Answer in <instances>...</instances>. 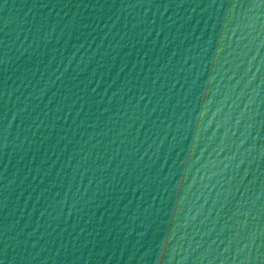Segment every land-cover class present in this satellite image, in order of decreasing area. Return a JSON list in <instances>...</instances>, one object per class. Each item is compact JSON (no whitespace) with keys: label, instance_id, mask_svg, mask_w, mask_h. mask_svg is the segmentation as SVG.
<instances>
[{"label":"water","instance_id":"95a60500","mask_svg":"<svg viewBox=\"0 0 264 264\" xmlns=\"http://www.w3.org/2000/svg\"><path fill=\"white\" fill-rule=\"evenodd\" d=\"M0 264H264V0H0Z\"/></svg>","mask_w":264,"mask_h":264}]
</instances>
